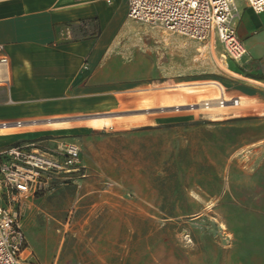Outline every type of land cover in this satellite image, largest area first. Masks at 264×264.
<instances>
[{
  "label": "rangeland",
  "instance_id": "374dc122",
  "mask_svg": "<svg viewBox=\"0 0 264 264\" xmlns=\"http://www.w3.org/2000/svg\"><path fill=\"white\" fill-rule=\"evenodd\" d=\"M124 43L119 63H111L104 73L111 81L96 85L89 108L68 116L63 125L67 139L81 149L86 175L74 174L77 179L66 184L60 199L52 196L61 186L45 195L42 224L66 241L62 256L67 264H80L76 257L101 250L91 248L93 240L148 238L152 233L156 239L181 238L182 226L192 217L161 212L198 207L188 199L198 201L202 190L212 192L216 176L243 175L248 164L264 158V151H254L264 140V96L237 93L243 87L239 61L227 56L214 35L196 41L131 22ZM84 69L91 74L90 66ZM222 93L240 104L199 109ZM87 187L109 193L108 213L96 209L92 215L88 203L77 200V192ZM143 197L152 200L156 207L149 209L159 214L118 215L119 199L126 200L129 212L149 207ZM23 219L24 214L22 229ZM33 231L30 242L35 246ZM51 256L49 248L45 258Z\"/></svg>",
  "mask_w": 264,
  "mask_h": 264
},
{
  "label": "crops",
  "instance_id": "0c3cea01",
  "mask_svg": "<svg viewBox=\"0 0 264 264\" xmlns=\"http://www.w3.org/2000/svg\"><path fill=\"white\" fill-rule=\"evenodd\" d=\"M235 5L236 33L247 52L237 64L243 78L237 93L257 99L264 96V12H253L244 0L235 1ZM131 22L125 0H0V45L8 59L6 66L0 65V124H10L0 129V150L33 139L52 143L56 136H69L63 127L69 121L66 118L89 108L96 85L111 81L104 73L112 68L111 63H119L117 57L125 49ZM86 65L91 74L84 69ZM18 121L21 124L17 126L14 123ZM256 146L259 148L254 151H264V140ZM246 167L243 175L226 180L223 175L216 176L212 192L201 188L198 201L188 199L198 207L161 212L192 217L182 226L181 238L156 239L152 233L148 238L93 240L91 248L101 250L76 257V261L264 264V158ZM66 186L57 188L52 197L62 198ZM96 191L89 187L78 191L77 200L87 202L92 215L96 209L108 213L109 193ZM140 199L149 207L129 212L126 200L119 199L118 215L159 214L149 209L155 206L151 199ZM44 201L45 196L24 206L26 253L34 255L33 263L27 258L24 264H67L62 256L66 241L43 229L42 217L47 215ZM123 225L125 228L126 222ZM37 226L39 230L34 232ZM31 230L38 240L35 246L30 242ZM49 248L53 256L47 259Z\"/></svg>",
  "mask_w": 264,
  "mask_h": 264
},
{
  "label": "built area",
  "instance_id": "2783aa9c",
  "mask_svg": "<svg viewBox=\"0 0 264 264\" xmlns=\"http://www.w3.org/2000/svg\"><path fill=\"white\" fill-rule=\"evenodd\" d=\"M125 1L132 22L160 26L196 41L214 35L229 58L240 61L247 54L236 33L234 0ZM244 2L257 14L264 12V0ZM3 50L0 45V65L6 66ZM67 137H54L52 143L38 138L0 150V264H24L30 256L21 226L26 203L74 182V174L86 175L81 149Z\"/></svg>",
  "mask_w": 264,
  "mask_h": 264
},
{
  "label": "bare ground",
  "instance_id": "6f19581e",
  "mask_svg": "<svg viewBox=\"0 0 264 264\" xmlns=\"http://www.w3.org/2000/svg\"><path fill=\"white\" fill-rule=\"evenodd\" d=\"M222 96L223 97L217 101H215L214 99H217L218 97H215L214 99H210L211 100L210 102H203L202 104L199 105V109L205 110V109L235 108L240 104L239 99L234 100L232 98L231 99L225 98L223 93ZM0 129H3V127L2 128L0 127Z\"/></svg>",
  "mask_w": 264,
  "mask_h": 264
}]
</instances>
